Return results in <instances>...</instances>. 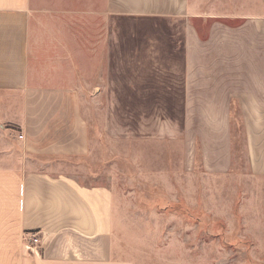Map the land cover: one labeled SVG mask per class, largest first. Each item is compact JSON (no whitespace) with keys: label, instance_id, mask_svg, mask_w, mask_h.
I'll return each instance as SVG.
<instances>
[{"label":"crops","instance_id":"crops-1","mask_svg":"<svg viewBox=\"0 0 264 264\" xmlns=\"http://www.w3.org/2000/svg\"><path fill=\"white\" fill-rule=\"evenodd\" d=\"M76 3L79 9L73 10V0H0V264H121L113 255V192L97 180L103 168L91 157L79 108V73L89 45L97 44L88 25L121 13L177 15L191 5L188 0ZM89 7L95 9L91 14ZM219 18L229 17L208 16L206 38L187 31L184 47L176 50L184 57L174 83L180 103L185 110L201 105L191 115L192 125L185 112V129L201 138L202 165L224 172L233 162L236 105L245 175L262 179L264 19L244 17L231 28ZM90 50L103 55L97 47ZM189 154L188 148L180 161L187 168L193 164ZM25 232L38 233V255L24 254Z\"/></svg>","mask_w":264,"mask_h":264},{"label":"rangeland","instance_id":"rangeland-1","mask_svg":"<svg viewBox=\"0 0 264 264\" xmlns=\"http://www.w3.org/2000/svg\"><path fill=\"white\" fill-rule=\"evenodd\" d=\"M188 2L191 7L177 15L121 13L88 25L97 44L89 45L79 73V108L91 157L98 169L102 164L97 180L113 192V255L121 264H264V178L245 175L237 106L231 168L207 170L200 136L184 125L185 112L192 125L201 105L185 110L174 84L184 63L176 50L184 47L185 32L206 38L208 16L229 17L216 20L231 28L244 17L264 19V0ZM92 47L103 55L91 53ZM188 148L189 168L180 162ZM23 251L38 255L40 247Z\"/></svg>","mask_w":264,"mask_h":264},{"label":"built area","instance_id":"built-area-1","mask_svg":"<svg viewBox=\"0 0 264 264\" xmlns=\"http://www.w3.org/2000/svg\"><path fill=\"white\" fill-rule=\"evenodd\" d=\"M22 138V135H19ZM24 246L31 250H36L39 247L40 239L37 232H28L23 237Z\"/></svg>","mask_w":264,"mask_h":264}]
</instances>
